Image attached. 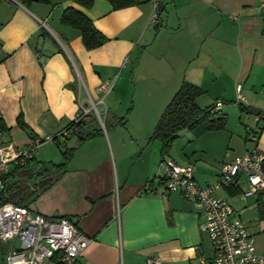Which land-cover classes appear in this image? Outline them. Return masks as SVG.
I'll use <instances>...</instances> for the list:
<instances>
[{
	"label": "crops",
	"instance_id": "obj_1",
	"mask_svg": "<svg viewBox=\"0 0 264 264\" xmlns=\"http://www.w3.org/2000/svg\"><path fill=\"white\" fill-rule=\"evenodd\" d=\"M263 5L264 0H162L157 27L150 24L151 0L120 10L107 0H96L90 9L71 0L34 2L29 7L0 0V119L10 129L0 133V145L25 148L34 138L59 135L75 121L82 106L93 110L100 124L101 132L77 148L61 175L37 159L46 161L51 150H44L49 143L43 144L35 155L38 166L31 167L36 175L27 180L32 190H38L27 203L30 210L46 217H66L92 240L78 264H146L154 257L163 264H193L200 254L212 257L211 242L200 231L197 208L181 194L166 192L160 169L162 144L150 137L187 81L204 91L197 99L201 108L221 102V115L237 106L241 110L242 105L261 112L256 116L247 111L254 119H244L248 129H253L250 124L256 127L252 134L260 133L257 144L249 141L251 133L243 148L232 144L231 138L226 149L232 147V155L220 170L203 160L194 163L197 155L177 158L180 166L195 167L194 177L201 187L216 185L223 166L255 145L264 154ZM68 8L84 13L108 41L87 50L81 33L60 22ZM134 74L140 94L156 95L153 104L134 106L125 117L106 118L107 111L99 105L109 100L108 114L110 109L123 113ZM114 80L104 99L102 87ZM238 86L246 103L238 102ZM20 116L26 128L19 127ZM69 136L67 146H77L78 139ZM207 141L214 147L223 144V138L215 135ZM44 165L57 180L38 195L44 179L36 171ZM245 182L241 177L238 184L222 186L213 195L232 205L255 235L261 254L264 217L257 194L243 196L248 189Z\"/></svg>",
	"mask_w": 264,
	"mask_h": 264
},
{
	"label": "built area",
	"instance_id": "obj_2",
	"mask_svg": "<svg viewBox=\"0 0 264 264\" xmlns=\"http://www.w3.org/2000/svg\"><path fill=\"white\" fill-rule=\"evenodd\" d=\"M151 1L154 9L150 24L158 25L162 0ZM262 8L264 11V5ZM102 89L109 92L107 86ZM240 91L241 86H238V102L246 103ZM221 107L222 103L217 102L214 112H219ZM91 111L82 106L74 122L79 123ZM95 112L100 117L97 109ZM70 131L34 138L25 148L13 144L0 145V191L5 188L2 176L9 171L10 166L24 165L43 144L66 138ZM249 139L257 144L258 134H251ZM263 163L264 154L255 145L245 155L224 165L216 185L201 187L195 180L193 165L180 166L164 156L160 169L166 192L181 194L197 208L202 219L200 231L211 242L212 257L209 259L200 254L193 264H264V252H257L255 235L226 199L213 195L222 186L238 184L241 177L245 178L248 185L244 191L245 197L264 190ZM91 241L73 223L61 216L46 217L14 203L0 205V264H78ZM146 264H163V261L158 257L148 258Z\"/></svg>",
	"mask_w": 264,
	"mask_h": 264
},
{
	"label": "trees",
	"instance_id": "obj_3",
	"mask_svg": "<svg viewBox=\"0 0 264 264\" xmlns=\"http://www.w3.org/2000/svg\"><path fill=\"white\" fill-rule=\"evenodd\" d=\"M20 4L29 7L34 2L42 4H50L51 0H16ZM74 3L90 9L96 0H71ZM115 10H120L132 6L139 5L141 2L150 0H107ZM162 5L160 13H162ZM64 26L71 27L81 33L82 42L87 50H93L103 46L108 38L102 34L93 24V22L82 12L74 8L65 9L60 20ZM159 27V25H157ZM204 91L197 85L184 81L179 90L175 93L158 123L156 124L150 141H159L162 144L163 158L169 157V152L175 141L180 137L185 130L194 132L197 136H201L207 132L222 131L226 129V115H221L219 112H214L215 105L207 108H201L197 99L202 96ZM242 112H247L248 108L241 106ZM123 121H120L122 123ZM18 125L21 128H26L23 118L20 116ZM262 128H260L261 130ZM66 130L70 131L69 137L78 139L77 146L69 148L67 146L68 137L65 139V150L63 152L64 162L60 164H52L53 169L59 175L66 172V169L71 162L75 151L88 139L96 136L100 130V124L97 118L89 113L79 123L73 122ZM10 129L4 121L0 119V133H9ZM259 134L260 133H256ZM83 136H86L84 139ZM58 146H62L63 142L56 139ZM162 158V159H163ZM32 166H38L35 155L28 160L24 165L13 166L11 171L3 174L2 178L5 183L4 190L0 191V205L5 203H14L28 207V202L37 194L38 190H32L27 180H31L36 174L31 169ZM37 172V176L44 180L39 183L38 195L47 190L57 180L50 177L51 169L46 165L42 166ZM264 173V163H263ZM162 183L163 178H162ZM164 185V184H163ZM234 192L239 191V187H231ZM258 204L261 212V217H264V190L257 193ZM62 218H66L61 216ZM67 219V218H66Z\"/></svg>",
	"mask_w": 264,
	"mask_h": 264
},
{
	"label": "rangeland",
	"instance_id": "obj_4",
	"mask_svg": "<svg viewBox=\"0 0 264 264\" xmlns=\"http://www.w3.org/2000/svg\"><path fill=\"white\" fill-rule=\"evenodd\" d=\"M137 78L138 77L135 78V74L132 76V81L128 89L129 93H127V98H126L127 107L125 111H123V113H121L122 111L118 109L116 110L110 109L108 114L107 113L108 109L106 108V105L109 103V100H105L102 105H99L100 109L104 110L105 112L107 111L105 115L106 118H108V115L109 117H112L115 114L121 117H125L126 114L129 112V110L131 111L134 110V106L138 107L140 104H142L143 107H147V105L149 104L148 108L151 107V105L153 104L154 97L156 95L150 94L148 92L144 94H140L141 90L137 91L136 89ZM114 84H115V80L112 82V85L108 86L109 92L112 91ZM109 92H106V94L104 95V99L109 94ZM156 102H157V97H156ZM229 105H232V103ZM145 111L147 110H144L142 112L144 113ZM246 116L250 117L251 119H254V116L247 114V112H242L240 108L237 106L235 108H232L230 110V113L226 115L227 125L225 130L207 132L202 134L201 136H197L194 132L189 130L183 131L180 137L173 144V147L169 152V158L170 159L173 158L174 160H176L175 162L178 165H182V163H180L179 160H177V158H183V157L192 158L193 155H197L196 157L193 158L194 163L197 164L199 160H203L208 165H212L216 171L217 168L218 170H220L221 165L224 163V161L226 159H229L228 154L232 155V149H231L232 147H230V149L228 150L226 149L229 140H231L232 138L233 141L232 144L234 145L236 144L237 146L243 148L246 144L245 140L247 137V133H251L252 131L256 130V127L252 126L251 124L249 126L250 128L253 129H248V127L244 125V124L246 125L249 124L244 122ZM212 135L223 138V144L221 145V147H219L218 145L214 147L212 142L210 143V141H207V139ZM71 144L72 143L69 144V148ZM46 149H51L50 152L47 153V155L45 156L47 158L46 161L42 160L43 157H39L36 155L38 151L35 153L37 159L40 162H47L48 164L47 166H52V164H60L61 162H63V152L65 150L64 142L62 146H58L57 142H50L47 146L44 147V150ZM204 150H206L207 155H205ZM217 181L218 182L220 181V176L217 178ZM242 185L244 186V184ZM246 187L248 186L245 185L244 189ZM5 254H7V250L5 251Z\"/></svg>",
	"mask_w": 264,
	"mask_h": 264
},
{
	"label": "water",
	"instance_id": "obj_5",
	"mask_svg": "<svg viewBox=\"0 0 264 264\" xmlns=\"http://www.w3.org/2000/svg\"><path fill=\"white\" fill-rule=\"evenodd\" d=\"M248 113H250L252 115L259 116L261 112L259 110L255 109V108L251 107V108L248 109ZM83 138L85 139L86 136H83Z\"/></svg>",
	"mask_w": 264,
	"mask_h": 264
}]
</instances>
